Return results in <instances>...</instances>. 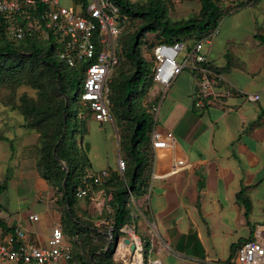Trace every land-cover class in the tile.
<instances>
[{
    "label": "crops",
    "instance_id": "0c3cea01",
    "mask_svg": "<svg viewBox=\"0 0 264 264\" xmlns=\"http://www.w3.org/2000/svg\"><path fill=\"white\" fill-rule=\"evenodd\" d=\"M219 6L226 14L217 36L204 45V54L228 85L259 99H221L197 112L192 109V74L182 72L170 85L154 129L161 137L170 132L173 140L169 148L153 151L152 172L164 175L177 161L186 165L174 175L154 180L147 200L144 194L133 205L135 212H144L135 215L138 225L148 233V224L154 223L157 237L167 245L156 256L162 264H231L235 256L231 247L251 240L257 228L264 242V0H222ZM158 91L154 86L150 95ZM15 113H2L0 120V130L11 141L1 170L7 175V188L0 197V219L7 228L21 229L30 242L44 246L62 214L51 187L36 169L38 136L23 129V118ZM114 147L115 136L109 149ZM96 148L91 145L87 155L92 169L115 170L116 157L95 164L100 161ZM10 187L15 202L9 205L11 211ZM20 187H27L42 204L40 214L23 206L25 193H19ZM242 187H251L246 193L251 204L247 216L236 199ZM34 215L37 221L30 220ZM41 219L44 229L37 225Z\"/></svg>",
    "mask_w": 264,
    "mask_h": 264
},
{
    "label": "trees",
    "instance_id": "16d2710c",
    "mask_svg": "<svg viewBox=\"0 0 264 264\" xmlns=\"http://www.w3.org/2000/svg\"><path fill=\"white\" fill-rule=\"evenodd\" d=\"M197 1L199 12L196 16L172 22L163 0H147L141 6L127 0H113L121 16L126 19L120 20L122 32L118 38V63L113 75L119 67L120 70L115 76L112 75L109 82L110 113L112 111L115 117V126L119 131V152H122L119 154L123 156L126 168L124 180L109 169L111 176L104 190L111 194V199L96 213L97 219L103 222L99 225L103 231L93 228L89 223L80 222L75 214L81 200L91 202L87 197H76V190L81 186L83 177L95 172L83 146L85 128L82 122H77L83 119L80 113L70 111L67 99L74 86L81 90L82 69H69L58 61L54 35L46 29L38 12L25 10L15 15V24L27 30L19 41L6 38L7 23L0 14V86L12 91L29 87L36 92V98L21 94L10 109L23 118V129L37 134L35 151L38 175L53 189L55 187L59 196L56 204L65 208L59 223L63 234L67 238L77 237L80 242L70 264H113V243L123 234L121 230L124 226L135 222L131 216L132 207L125 183L135 198L142 197L149 185L154 158L151 134L155 125L151 108L158 100L157 95L151 97L150 111L141 105L154 87L152 61H147L141 54L144 36L153 34L157 37L156 42L168 44L195 41L206 36L218 27L226 12L219 6L221 0ZM72 2L78 11L87 5L85 0ZM27 12L31 13L30 19L25 18ZM137 19L140 25L126 34L131 22ZM36 26L39 28L34 29ZM125 64L130 66L128 73L123 72ZM215 72L219 73L217 70ZM77 136L80 137L79 142ZM0 140L11 145L6 137L0 136ZM63 167L67 169V174ZM6 184L7 178H4L0 182V197L6 191ZM91 187L93 190L98 189L94 185ZM250 188L242 187L236 195L238 203L244 207L245 216L251 210L246 196ZM0 228L6 233H12L14 229L7 228L1 219ZM147 248L148 243L145 241V252ZM231 248L235 255L238 246Z\"/></svg>",
    "mask_w": 264,
    "mask_h": 264
},
{
    "label": "built area",
    "instance_id": "2783aa9c",
    "mask_svg": "<svg viewBox=\"0 0 264 264\" xmlns=\"http://www.w3.org/2000/svg\"><path fill=\"white\" fill-rule=\"evenodd\" d=\"M25 10L38 12L46 29L54 35L58 61L69 69H82L81 90L78 95L82 119L99 124L109 123L111 121L109 82L118 63V38L122 32L120 20L126 19L125 16H121L118 6L113 0H90L82 11L74 12L63 6L61 0H0V14L7 23L5 36L8 40L19 41L27 33V30L15 24V15H20ZM25 18L30 19L31 13L27 12ZM37 28L39 27H34ZM217 34L218 27L195 41H176L171 44L155 42L148 50L147 56L152 61V81L159 90L157 103L151 108L155 125L166 91L185 69L195 80L192 109L197 112H202L208 105L221 99L239 97L244 102H255L259 99L257 94L246 93L228 85L220 73L215 72L216 70L208 63L203 47L210 44ZM184 48L187 50L186 56L178 63V54ZM172 140L173 135L170 132L161 137L153 129L151 149L153 151L167 149L171 146ZM185 165L183 161H177L164 175L158 176L152 172L145 192L146 200L154 180L174 175ZM125 168V162L118 154L114 171L123 180ZM110 176L109 169H102L83 177L81 186L76 190V197H87L97 206V210H101L111 199V194L104 190ZM91 185L98 189L93 190ZM125 186L132 207L131 216L133 219L135 215L144 216V212L134 211L135 197L126 183ZM30 220L37 221V216L30 217ZM121 231L127 233L130 244L135 247L131 253L130 244H125L128 248L127 254H132V261L133 254L139 252L141 264L143 254L147 258V264H162L156 256L166 251L167 245L157 237L154 223L148 224L151 240L147 241V252L144 250L145 241L137 236L133 225H126ZM79 244L77 237L67 238L59 225L51 229L44 247L30 242L26 232L21 229H13L12 233H6L0 228V261L12 264H70ZM114 256H117L116 248ZM231 264H264V242L260 228L254 231L251 240L238 247Z\"/></svg>",
    "mask_w": 264,
    "mask_h": 264
},
{
    "label": "rangeland",
    "instance_id": "374dc122",
    "mask_svg": "<svg viewBox=\"0 0 264 264\" xmlns=\"http://www.w3.org/2000/svg\"><path fill=\"white\" fill-rule=\"evenodd\" d=\"M89 1L90 0H85L86 3H88ZM127 1L131 4H136V5L141 6V5L145 4L147 0H127ZM163 1L168 8V16L172 22H179V21L188 19L190 17H194L199 12V3L197 0H163ZM226 1L227 2H229V1L235 2V0H226ZM61 4L65 7H67L68 9L76 12L77 7L71 0L70 1L69 0H61ZM140 23L141 22L139 19L131 22L128 30L126 31V34L131 33L138 25H140ZM156 39H157V37H155L153 34H148L147 36H144V42H143L142 47H141V54L145 57V59L147 61H149V56H147V54L149 52L148 50L150 49L151 45H153V43L156 42ZM191 41H188V42H191ZM186 53H187L186 48H184L180 51V53L178 54V57H177L178 63L182 62V60L186 56ZM129 67L130 66L128 64H125L123 66V72L128 73ZM119 70H120V67L115 71L113 76H115ZM183 72H188V71L185 69ZM151 90L152 89H150V91ZM78 91L79 90H77V87L74 86L73 89L68 93V96H67L70 111L76 112L77 114L80 113V102H79L78 96H77ZM150 91H149V94L147 95V97L144 98L141 102V105H143V107L145 109H148V110L150 109V107L152 105L150 103V99L154 95L153 94L151 96ZM167 92H168V90L166 91L164 98L166 97ZM21 94H25L31 98H36V92L29 87H20L17 90L12 91L9 88H6L5 86H0V120L2 119V113H3V115H5L6 113L13 111L10 108L12 105H15L17 103V99ZM76 96H77V98L74 99ZM15 115H17L16 117L18 119H21V116H19L18 112H16ZM158 117L160 118V115L157 114V122H158ZM14 120L15 119L12 120L13 124L15 123ZM77 122L78 123L82 122L83 126L85 128V134L83 135V146H84V150H85L86 154L88 155L89 148L91 145L94 144L97 147L96 151H97V154L99 156L100 161L96 162V160L94 159L95 157L92 155V158L94 160L93 163L96 162L95 164H98V163L102 162V160H104V161H106L108 159L112 160V158L115 159V157L117 159L118 154L119 153L122 154L121 151L119 152V147H118L119 146V131L117 130V128L115 126V117H114L112 111H111V121L109 123L103 124V126L100 128L95 126L94 122H92L89 119H83V121L78 119ZM157 122H156V124H157ZM113 134L115 136L116 147H114V149L112 151L109 148H110V143H111L112 139L114 140ZM0 136L6 137L7 133H5V131L0 130ZM76 139H77V142H79L80 137L77 136ZM7 143H8L7 141L0 140V145H2L4 147L3 151H5V153L2 150L0 151V182H2L4 180V178H6L5 176H7V175H5V173H3L1 171L2 167L4 165V158L6 157V155L8 153ZM120 154H119L120 158L123 159V156ZM35 155H37V151H35ZM6 188H7V186H6ZM18 191L20 194H21V192L25 193L24 194L25 196H22V197L25 198L26 204H23V206H25L26 208H29V210H31V211L37 212L38 214H40L42 212V204L38 203L36 201L35 195H31L30 193H28L29 191H28L27 187H24V188L20 187ZM13 192H14V188L10 187L8 189V194H9V199H10V203L8 204V207H9V205L15 206V202L11 201ZM51 193L53 196L52 198L54 200V204L56 206V209H58L62 214H65V208L59 204H56V201H57L56 199L59 200V196H57V191H56L55 187H54V189L51 187ZM8 209H9V211H11L12 208L9 207ZM97 211H98L97 206L95 204H92L91 202H86L85 200H81L76 211H75V214H76L77 218L80 220V222H83L84 224L89 223L92 225L93 228H95L99 231H103L102 228H99V225H101V221H99L96 217V213H98ZM37 225H39L41 228L44 229L46 226L45 220L41 219L37 223ZM134 230H135V233L139 237H141L143 241L151 240V235L145 231L144 226L138 225V221H136V220L134 223ZM127 237H128L127 233H123L118 238V241L113 243L112 255H111V257H112L111 259L113 261V264H131L132 263V256H131L132 254L131 253L129 255L126 254L122 259L119 258L118 256H114V250L117 247L118 243H121V241H123V239H125ZM109 241H111V240H109ZM39 247H44V246L42 245ZM142 263L147 264V258L145 256V254H143ZM0 264H8V263L0 262Z\"/></svg>",
    "mask_w": 264,
    "mask_h": 264
},
{
    "label": "bare ground",
    "instance_id": "6f19581e",
    "mask_svg": "<svg viewBox=\"0 0 264 264\" xmlns=\"http://www.w3.org/2000/svg\"><path fill=\"white\" fill-rule=\"evenodd\" d=\"M127 251H128V248L124 244L123 241L121 243H118V245L116 247V255L119 258H123L127 254ZM141 259L142 258H141V255L139 254V252H136V253L133 254V261H132L131 264H141Z\"/></svg>",
    "mask_w": 264,
    "mask_h": 264
},
{
    "label": "water",
    "instance_id": "95a60500",
    "mask_svg": "<svg viewBox=\"0 0 264 264\" xmlns=\"http://www.w3.org/2000/svg\"><path fill=\"white\" fill-rule=\"evenodd\" d=\"M63 169H64V171L66 172V174H67V169L65 168V167H63ZM117 241V239L115 240V242ZM123 242H124V244H126V245H128V244H130V240L128 239V238H125V239H123ZM109 247H107L106 249H108ZM134 249H135V247H134V245H132V244H130V252L131 253H133L134 252Z\"/></svg>",
    "mask_w": 264,
    "mask_h": 264
}]
</instances>
